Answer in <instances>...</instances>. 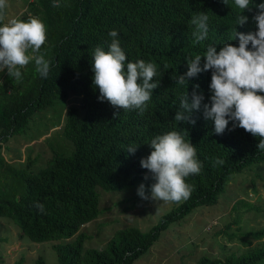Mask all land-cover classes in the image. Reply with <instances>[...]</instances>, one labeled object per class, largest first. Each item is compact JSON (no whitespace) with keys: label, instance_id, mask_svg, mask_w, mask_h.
I'll return each mask as SVG.
<instances>
[{"label":"trees","instance_id":"trees-1","mask_svg":"<svg viewBox=\"0 0 264 264\" xmlns=\"http://www.w3.org/2000/svg\"><path fill=\"white\" fill-rule=\"evenodd\" d=\"M53 3L32 0L20 18L36 16L46 24L48 38L41 52L50 61L48 76L36 72L34 61L21 69L19 81L0 68V217L15 222L20 239L55 242L57 264H133L170 224L196 207L216 203L231 175L264 162V151L257 149L259 138L239 127L232 130L233 122L223 134H217L214 122L204 118L203 108L193 110L194 124L174 120L181 110V98L188 93L191 100L196 85L197 93L205 96L202 103H208L212 95L211 70L184 85L175 82L187 72V60L203 55L209 45L217 51L226 43L239 46V38L233 40L235 27L245 34L257 31L254 17L259 12L257 5L264 0H251L242 13L248 17L243 26L235 25L241 10L234 0H228V5L223 0H59V7ZM201 11L209 16V34L197 44L190 21ZM113 30L118 32L116 39L127 56L126 63L142 59L157 65L154 82L159 86L143 115L139 110L121 109L114 116L117 109L101 101L94 86L92 55L97 47L109 50ZM204 62L202 58L201 66ZM74 97L79 98V106L68 107L62 127L71 151L53 150L37 173L31 171V158L25 168H16L4 159L2 145L25 133L36 113ZM173 130L192 142L202 164L199 174L186 178L192 187L190 198L172 202L174 207L147 232L123 228L114 232L105 248L83 250L87 235L80 230L101 214L98 189L122 191L144 184L146 194L151 193L154 181L141 160L152 151L148 145L151 139ZM130 146L138 147L134 154L127 151ZM216 158L224 163L215 164ZM247 210L259 211L245 199L235 201L233 223H239L241 213ZM222 233L228 241L236 237ZM242 236L257 244L223 259L201 256L195 264H264V228ZM240 241L244 247L250 245V240ZM35 264L45 262L39 257Z\"/></svg>","mask_w":264,"mask_h":264},{"label":"clouds","instance_id":"clouds-1","mask_svg":"<svg viewBox=\"0 0 264 264\" xmlns=\"http://www.w3.org/2000/svg\"><path fill=\"white\" fill-rule=\"evenodd\" d=\"M251 0H234L238 13L235 25L243 26L248 17L242 13L249 9ZM228 5V0H223ZM8 0H0V68L7 69L10 78L21 79V69L34 61L36 72L47 77L50 61L45 59L41 48L47 42V27L44 21L36 16L27 20L13 17L5 21ZM54 7H59V0H54ZM259 12L254 17L257 31L253 33L234 31V39L239 38V46L224 44L219 51L209 45L203 55H195L187 60L188 70L179 75L176 83L184 85L201 72L211 70L210 91L212 95L208 103L203 93H197L195 86L191 94L181 98L180 111L175 115L177 122H191L193 110L203 108L206 120L214 122L215 132L223 134L232 123V130L237 127L259 138L257 149L264 151V3L257 5ZM209 16L206 12L194 13L190 24L194 26L192 35L194 43L199 44L209 34ZM113 40L109 50L97 47L92 55L94 86L98 88L101 101H108L115 109L139 110L143 113L151 100L153 90L159 86L154 82L157 65L144 60L127 62V56L116 39L118 32L109 33ZM251 45V48H249ZM202 58H205L201 66ZM126 65V66H125ZM167 68V65H165ZM152 151L141 160V166L151 174L154 183L151 185V199L164 202H180L190 198L192 187L186 182L190 175L199 174L202 168L197 159V150L192 142H187L181 131H169L156 135L148 144ZM136 146L127 151L134 154ZM220 158L215 164H223ZM149 177L146 175L145 179ZM138 195L148 199L145 185L138 188ZM43 210L42 205H37Z\"/></svg>","mask_w":264,"mask_h":264},{"label":"rangeland","instance_id":"rangeland-1","mask_svg":"<svg viewBox=\"0 0 264 264\" xmlns=\"http://www.w3.org/2000/svg\"><path fill=\"white\" fill-rule=\"evenodd\" d=\"M32 0H8L5 22L21 18L27 13V3ZM69 106H79V98L57 101L54 107L36 113L28 130L8 139L2 145L4 159L16 168H25L28 158L34 162L33 173L44 168L52 151H71L70 143L62 136L66 111ZM140 185L122 191H104L100 194V216L81 228L87 235L83 250L105 248L114 232L136 227L142 232L158 224L162 216L173 207L172 202L143 199L138 195ZM251 202L259 211L241 213L239 223H233L231 207L237 200ZM264 228V162L253 164L239 173L231 175L224 191L216 203L196 207L181 220L162 231L159 239L133 264H195L201 256L223 259L231 252L244 250L257 244L245 238L243 233ZM234 233L228 241L224 233ZM250 240L244 247L240 240ZM64 241H60L63 243ZM55 242L35 243L20 239L19 228L12 219L0 217V264H13L19 260L24 264H35L41 257L45 264H57L52 247Z\"/></svg>","mask_w":264,"mask_h":264}]
</instances>
